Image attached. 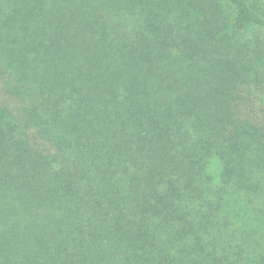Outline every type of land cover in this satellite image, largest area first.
I'll list each match as a JSON object with an SVG mask.
<instances>
[{
  "label": "trees",
  "instance_id": "16d2710c",
  "mask_svg": "<svg viewBox=\"0 0 264 264\" xmlns=\"http://www.w3.org/2000/svg\"><path fill=\"white\" fill-rule=\"evenodd\" d=\"M0 264H264V0H0Z\"/></svg>",
  "mask_w": 264,
  "mask_h": 264
}]
</instances>
